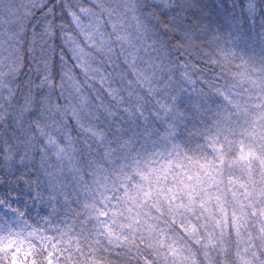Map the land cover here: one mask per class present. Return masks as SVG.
Here are the masks:
<instances>
[{"label": "snow or ice", "instance_id": "1", "mask_svg": "<svg viewBox=\"0 0 264 264\" xmlns=\"http://www.w3.org/2000/svg\"><path fill=\"white\" fill-rule=\"evenodd\" d=\"M0 264H264V0H0Z\"/></svg>", "mask_w": 264, "mask_h": 264}, {"label": "trees", "instance_id": "2", "mask_svg": "<svg viewBox=\"0 0 264 264\" xmlns=\"http://www.w3.org/2000/svg\"><path fill=\"white\" fill-rule=\"evenodd\" d=\"M41 215H44V213H41ZM29 223L33 224L34 226L43 224V221L38 220V218L36 217L35 210L32 213V218L29 220Z\"/></svg>", "mask_w": 264, "mask_h": 264}]
</instances>
